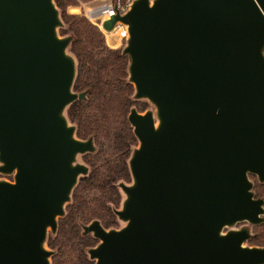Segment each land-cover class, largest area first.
Listing matches in <instances>:
<instances>
[{"label": "water", "instance_id": "obj_1", "mask_svg": "<svg viewBox=\"0 0 264 264\" xmlns=\"http://www.w3.org/2000/svg\"><path fill=\"white\" fill-rule=\"evenodd\" d=\"M126 26L132 86L130 180L118 227L82 234L94 264H264V0H130L101 22ZM55 0H0V264H53L48 246L94 155L69 108L76 40Z\"/></svg>", "mask_w": 264, "mask_h": 264}, {"label": "trees", "instance_id": "obj_2", "mask_svg": "<svg viewBox=\"0 0 264 264\" xmlns=\"http://www.w3.org/2000/svg\"><path fill=\"white\" fill-rule=\"evenodd\" d=\"M90 1L55 0L63 21L69 25L68 30L61 31V34L72 32L76 38L70 49L78 61L74 90H89L87 100L75 102L67 114L70 121L77 125L78 137L93 135L98 142L97 154L90 156L93 160L91 175L82 179L75 189L73 202L67 208L68 215L59 222L56 238L50 240L59 247L58 264H67L72 257L83 258L82 246L76 241V220L95 216L96 212L90 210L93 201L97 202L99 211H103L105 201L112 199L110 190H115L110 182L119 176H128L126 160L136 139L127 122V115L133 105L138 111L147 107L145 103L130 100L132 86L124 81L127 58L120 55V50L109 49L98 28L86 17L66 13L68 7ZM74 11L77 12L78 8ZM97 12L101 11H91L89 16L98 20L107 18L106 15L95 17L97 14H93ZM98 161H102L103 165L99 166ZM255 190L258 197L264 198V185L256 183ZM254 234L250 243L264 246V224L255 228Z\"/></svg>", "mask_w": 264, "mask_h": 264}, {"label": "flooded vegetation", "instance_id": "obj_3", "mask_svg": "<svg viewBox=\"0 0 264 264\" xmlns=\"http://www.w3.org/2000/svg\"><path fill=\"white\" fill-rule=\"evenodd\" d=\"M123 44L124 43H122L120 46H117V47L113 46L111 48L112 49H119V47H122ZM90 136H93V135H90ZM88 137H79V138L84 140V139H87ZM93 138H94V136H93ZM94 143H95V145L97 147V152H98V142L95 140V138H94ZM131 148H132V146H131ZM131 148H130V152H131ZM97 152L95 154H97ZM94 155L87 154V155H85L83 157V160L90 167H91V162H93V160L91 159L90 156H94ZM98 165L99 166H102L103 165V162L102 161H98ZM126 166H127V164H126ZM127 171H128V168H127ZM91 172H92V168H91ZM90 175L87 178H89ZM87 178H84V179H87ZM252 179L256 183H258L256 177H252ZM81 180L79 181V183L81 182ZM129 180H130L129 172H128V176H125V175L124 176H119V177L115 178L114 180H112L110 182V185L113 188H115V190L114 189H111L110 190V194H111L112 199L105 201V208H103V211H99L97 202L96 201H93L90 210L96 212L95 216H92L91 218H86V219L85 218H82V219L76 220L77 231H78V238H77L76 241L78 242V244H81V246H82L81 250L83 252V258L82 257H79V258L72 257L70 259V261L67 262V264H94V262H91L88 259L87 255L85 254V250L88 249V248L95 247L97 245V243H98V240L95 239V238H93L91 234L83 235L82 234V225L83 226H86V225H89L90 223H92L93 221H98L100 223V225L103 228H105V229H110V228L118 227V223H117L116 217L113 214V210H112L113 207L114 208H117L119 206L120 200H121V197H120V194H119L118 189L116 187V184L119 183L120 181L129 182ZM79 213H80V211H79ZM58 230H59V228H58ZM254 231H255V229H254ZM55 238L50 237L49 240H48V244L50 243V240L51 239H55ZM250 242H252V240H250L247 244L250 245V246H252L253 244L250 243ZM50 244H51V246L48 245L49 248L56 251L55 255L52 258V263L53 264H58L60 260H58V258H56V257H57V254L59 252V247L56 246V245H54L55 242H52Z\"/></svg>", "mask_w": 264, "mask_h": 264}, {"label": "built area", "instance_id": "obj_4", "mask_svg": "<svg viewBox=\"0 0 264 264\" xmlns=\"http://www.w3.org/2000/svg\"><path fill=\"white\" fill-rule=\"evenodd\" d=\"M106 1L103 4H101L100 6L96 7V8H85L83 3H80L79 7H77L78 9H83L84 13L86 16H89V13L91 11H101L99 12V16H103L106 15L107 18H102L100 19L101 22H103L106 19L111 18L112 16L115 15L116 11H119L120 13H123L126 11V9L128 8V5L130 3V0H126V1H122V0H103ZM91 11H90V10ZM98 16V15H97ZM98 16V17H99ZM116 31V42H115V47L120 46L122 43H124L125 39L127 38L128 34H127V29L126 26L120 25L118 24L117 27L115 28ZM109 48H111V46L107 45Z\"/></svg>", "mask_w": 264, "mask_h": 264}, {"label": "rangeland", "instance_id": "obj_5", "mask_svg": "<svg viewBox=\"0 0 264 264\" xmlns=\"http://www.w3.org/2000/svg\"><path fill=\"white\" fill-rule=\"evenodd\" d=\"M104 2H106V1H103V0H92L90 2L83 3V4L85 5L84 7L87 8V9L88 8H93L94 9V8L100 6L101 4H103ZM80 3H82V2H79V5H80ZM79 5L77 7H79ZM77 7H68L66 13L69 14V15H78V16L86 17L93 25H95L98 28L99 32L103 36V39L105 41V45L106 46L107 45H109L111 47L116 46L115 45V42H116V31L114 30V31H112L110 33L103 31L101 29V20H98L96 18H91L90 16H86L82 8L78 9L77 12L74 11V9L77 8ZM97 15L99 16V13ZM98 16H95V17H98ZM67 33H69V32H67ZM120 48L121 47H119V49H112V48H109V49L120 50Z\"/></svg>", "mask_w": 264, "mask_h": 264}, {"label": "bare ground", "instance_id": "obj_6", "mask_svg": "<svg viewBox=\"0 0 264 264\" xmlns=\"http://www.w3.org/2000/svg\"><path fill=\"white\" fill-rule=\"evenodd\" d=\"M95 14H98V12L97 13H94L93 15H95Z\"/></svg>", "mask_w": 264, "mask_h": 264}]
</instances>
